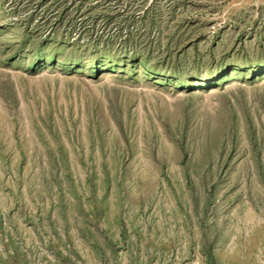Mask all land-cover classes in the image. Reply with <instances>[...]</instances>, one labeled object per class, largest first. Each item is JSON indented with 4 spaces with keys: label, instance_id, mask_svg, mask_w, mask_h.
Returning a JSON list of instances; mask_svg holds the SVG:
<instances>
[{
    "label": "rangeland",
    "instance_id": "1",
    "mask_svg": "<svg viewBox=\"0 0 264 264\" xmlns=\"http://www.w3.org/2000/svg\"><path fill=\"white\" fill-rule=\"evenodd\" d=\"M0 264H264V0H0Z\"/></svg>",
    "mask_w": 264,
    "mask_h": 264
},
{
    "label": "trees",
    "instance_id": "2",
    "mask_svg": "<svg viewBox=\"0 0 264 264\" xmlns=\"http://www.w3.org/2000/svg\"><path fill=\"white\" fill-rule=\"evenodd\" d=\"M131 14H129V15L127 14V15H125V17L121 18V22H124V24L125 23L131 24L132 22H129V21H133V15H131ZM120 34L121 35H118V36L121 38L122 41L123 40L130 39V37H129L130 36L129 31H126L124 33L122 31H120Z\"/></svg>",
    "mask_w": 264,
    "mask_h": 264
}]
</instances>
